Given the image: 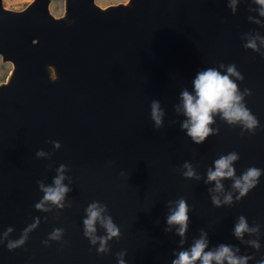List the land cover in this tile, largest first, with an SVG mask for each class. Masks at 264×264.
Here are the masks:
<instances>
[{"label": "water", "instance_id": "water-1", "mask_svg": "<svg viewBox=\"0 0 264 264\" xmlns=\"http://www.w3.org/2000/svg\"><path fill=\"white\" fill-rule=\"evenodd\" d=\"M48 2L13 10L0 0V56L12 63L0 84V264H174L201 239L204 253L225 245L246 264H262L264 6L64 0L55 17ZM209 68L237 85L257 124L229 123L217 111L214 131L198 144L182 127L189 117L181 93L195 97L193 82ZM232 154L233 175L209 180L215 161ZM250 167L260 175L241 194L233 185ZM59 176L68 190L53 203L44 189ZM181 199L182 234L167 223ZM92 204L104 210L85 235ZM241 217L248 231L237 236ZM106 218L118 236L107 238Z\"/></svg>", "mask_w": 264, "mask_h": 264}, {"label": "clouds", "instance_id": "clouds-1", "mask_svg": "<svg viewBox=\"0 0 264 264\" xmlns=\"http://www.w3.org/2000/svg\"><path fill=\"white\" fill-rule=\"evenodd\" d=\"M257 3L264 6V0H257ZM235 0H233V6ZM264 15V11L261 12ZM248 47H255L253 42H249ZM229 74L236 75L239 74L235 72L234 67H229ZM194 87L196 91V96L193 97L187 91L181 93L183 99V106L185 114L189 117V121L185 122L182 127L187 129V134L196 142L201 143L205 138L214 130L209 128L208 125L213 123V113L219 111L222 113V117L229 123L236 121L244 122L245 126L252 129L256 126L257 120L249 114V110L245 108L240 100L242 99L240 95L237 94V85L229 79L228 75H221L216 70L209 68L206 71L199 72L194 80ZM152 119L156 121L157 126L161 124V112L159 111V106L157 102H153L151 105ZM237 159L235 154L229 155L227 157H221L215 161V171L209 170L208 179L217 180L219 177H231L233 175V169L230 167V162ZM187 166V165H186ZM63 165L61 166V170ZM224 169H228L227 172ZM186 175H192L191 171L186 173ZM260 175V169L255 167H250L246 173L237 179L233 187L238 188L241 194H246L248 190L255 186L257 183L256 178ZM62 176H59L55 180V188H46L45 199L52 201L53 203L59 202L63 198V194L68 190L63 187L60 183ZM243 181V183H241ZM217 187L220 185L217 183ZM230 197H226L229 200ZM215 202V201H214ZM103 208H98L96 204H92L88 207V218L84 220L85 225V235H89L95 231L94 223L100 218V214ZM188 221L187 216V206L184 200L178 202L177 209L168 216V224H178L180 225V232L183 233L186 228V222ZM104 228L108 232V239L113 236H118L119 229L113 224L111 218H106L102 220ZM244 231H248L247 224L244 218H240V222L235 227V234L240 236ZM105 238H101V244L103 245ZM95 242V239H93ZM22 241H17L16 243H10L8 245L9 249L18 246ZM206 246V242L201 239L198 240L195 246L191 249V254L188 252H181L179 259L174 261V264H192L198 258L202 259V264H210V261L215 260L217 264H222L223 260H227L228 264H246L248 257H236L232 254L231 249L228 246L221 245L219 249L215 252L204 253L203 250ZM255 247H259L255 244ZM103 247L99 251H103ZM203 254V255H202ZM123 264V261L120 262ZM264 264V262H262Z\"/></svg>", "mask_w": 264, "mask_h": 264}, {"label": "rangeland", "instance_id": "rangeland-1", "mask_svg": "<svg viewBox=\"0 0 264 264\" xmlns=\"http://www.w3.org/2000/svg\"><path fill=\"white\" fill-rule=\"evenodd\" d=\"M31 0H1L3 7L13 10H18L27 5ZM127 0H94L99 6H104L110 3L126 2ZM48 10L55 17L64 15V0H49ZM12 63L9 60H3L0 56V84L7 79Z\"/></svg>", "mask_w": 264, "mask_h": 264}, {"label": "bare ground", "instance_id": "bare-ground-1", "mask_svg": "<svg viewBox=\"0 0 264 264\" xmlns=\"http://www.w3.org/2000/svg\"><path fill=\"white\" fill-rule=\"evenodd\" d=\"M49 67V71H50V75H51V77L53 78V77H55V72H54V70H53V68L51 67V66H48ZM10 73H11V70H10ZM9 73V74H10ZM8 74V75H9ZM8 77V76H7Z\"/></svg>", "mask_w": 264, "mask_h": 264}]
</instances>
